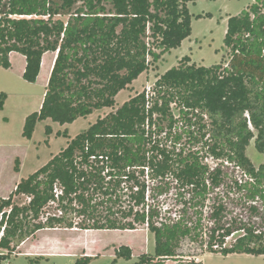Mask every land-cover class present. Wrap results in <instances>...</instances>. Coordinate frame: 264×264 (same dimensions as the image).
Returning a JSON list of instances; mask_svg holds the SVG:
<instances>
[{
	"label": "trees",
	"instance_id": "trees-1",
	"mask_svg": "<svg viewBox=\"0 0 264 264\" xmlns=\"http://www.w3.org/2000/svg\"><path fill=\"white\" fill-rule=\"evenodd\" d=\"M196 1L0 0V66L11 68V53L22 54L26 60L23 78L34 83L44 54L57 53L42 106L26 117L23 136L31 139L42 120L64 125L96 109L113 107L119 92L148 69L149 58L158 60L190 37L193 15L188 3ZM224 43L231 55L226 66L198 65L191 63L190 56L183 57L179 66L158 78L149 93H138L99 118L22 179L8 198L0 197V250L8 251L0 253V263L44 228L132 230L144 225L147 215L155 252L142 254L132 264H167V259L184 256L180 249L187 242L200 245L197 254H264V163L256 167L246 154L254 138L256 148L264 153V0L229 17ZM7 98L6 92H0V110ZM173 103L180 116L199 125L197 142L209 134L203 149L211 156L212 166L204 163L200 150L170 148L158 137L167 129L165 123L170 132L178 121ZM190 114L198 119L192 122ZM203 115L210 119L209 129ZM46 133L52 134L50 125ZM64 134L68 135L67 130ZM170 135L167 132L166 138ZM175 139L176 143L180 136ZM94 155L97 160L92 161ZM106 167L110 171L104 175ZM146 169L152 181L171 177L180 185L168 210L179 212L178 219L168 216L156 224L161 213L159 196L164 192L153 197L154 186L163 180L147 184ZM225 187L242 195L239 210L230 209L229 199H214L208 218L204 217L206 201ZM57 188L62 191L59 197ZM149 188L154 200L150 205L146 201ZM126 192L131 204L122 216L109 209L106 215L96 216L99 205L113 197L117 201L118 193ZM99 194L104 199L94 203ZM21 195L28 201L16 203L15 197ZM53 201L63 214H50L44 220L45 209ZM72 209L83 219L69 218ZM131 215L134 219L128 220ZM206 219L209 226L204 224ZM230 238L232 243L227 245ZM117 254L130 260L132 249L123 245ZM89 261L84 257L75 264Z\"/></svg>",
	"mask_w": 264,
	"mask_h": 264
},
{
	"label": "rangeland",
	"instance_id": "rangeland-1",
	"mask_svg": "<svg viewBox=\"0 0 264 264\" xmlns=\"http://www.w3.org/2000/svg\"><path fill=\"white\" fill-rule=\"evenodd\" d=\"M256 0H197L196 2L188 3L189 10L193 15L192 20V34L182 47L172 50L162 54L158 60L150 59V64L148 69L142 73L139 78L133 81L128 87L121 90L116 96V104L113 107H104L101 109H96L92 114L86 117H80L73 123L60 124L51 119H46L39 121L36 129L34 131L33 137L31 139L23 136V128L26 117L38 111L40 109V103L44 92L46 91V76L48 63L50 59H53L55 53L49 52L46 55L41 74L37 82L31 83L23 78V62L25 57L22 54L14 52L13 67L11 69H6L0 66V92H6L8 98L6 100L4 109L0 110V194H6L8 188L15 183V181H21L27 178L29 175L36 172L39 168L49 162V160L64 148L68 146V143L77 134L88 129L92 124L96 123L99 118L106 117L109 113L115 112L125 101L129 100L131 97L141 93L143 91H148L153 89L158 78L164 74L168 69L179 66L181 64L182 58L185 56H191V63H196L198 65L210 66L213 64L222 63L226 66L231 59L230 49L225 46L224 38L227 30L228 19L230 16L238 15L243 10L249 8L250 5L255 3ZM108 4V8H110ZM204 15V17L198 18L197 15ZM210 14L209 16H205ZM68 17H64L66 20ZM157 52H161V49H157ZM172 109L178 121L174 124L171 131L169 132L168 123H165L167 129L163 134H159L160 140L167 144L170 148L173 146H182L185 151H195L200 150V156L203 158L204 163L209 166L213 165L211 156L203 149L204 142H206L207 137L203 138L200 142L195 140V136L198 132L199 125L196 123H189L187 117L180 116V109L175 103L172 104ZM27 113L24 121L22 122V116ZM155 116H157L155 114ZM192 117V122H195L198 118L193 117L191 114L188 115ZM247 116V114H246ZM203 122H205L209 129L210 119L207 115H203ZM50 125L52 127V134L48 135L46 133V126ZM165 127V128H166ZM206 128V129H207ZM67 130L68 135H65ZM171 133L170 137L166 138V133ZM179 135L180 139L175 143V136ZM176 144V145H175ZM247 156L251 159L256 167H259L264 163V153L260 152L255 145V138L252 139L251 143L246 150ZM20 157L21 170L18 172L15 169L16 164L19 165L16 160ZM208 158V159H206ZM163 180L162 184L154 186L153 197L157 198L161 193V197L164 200V207L171 208L172 204L169 206V202H175L176 190L180 187L176 181L170 177V179H154L153 181L149 179L148 183L154 185L158 181ZM163 185V187H161ZM164 190V191H162ZM153 191V190H152ZM217 195L210 197V200L206 201L203 206L204 217L208 218L209 204L216 199L220 200H230L229 207L235 212L239 210L241 205L242 195L240 193H235L234 191L229 192L228 188L217 189ZM128 192L118 193L119 199L115 201L114 197L112 201L108 203L99 205L95 214L96 216L102 217L108 213V209L113 212H118V217L122 216L123 211H127L131 204V199L127 196ZM8 195V194H7ZM186 197L189 194L185 195ZM181 197H183L181 195ZM94 203L102 201L103 194H99L95 197ZM108 198H105L107 200ZM180 199V198H179ZM190 197L187 199L189 200ZM28 201L27 196H17L15 197V202L23 204ZM182 201V200H181ZM181 204V203H179ZM108 207V208H107ZM140 210V207H137ZM192 211L194 209H191ZM46 212L54 213L56 212L55 205L50 206L45 209ZM166 216H170L173 213L179 215L175 209L168 211L163 209ZM1 217V215H0ZM68 217L74 220V222H79L83 219L77 215V212L73 209L68 214ZM105 218V217H104ZM134 216L128 218V220H133ZM206 226H209L208 220L204 221ZM138 228L148 229L144 225L138 226ZM53 235L55 239H71V236H77L78 234H72L67 232H51L43 231L40 234L39 241L51 244L49 237ZM96 240H103L107 243L108 251L104 254H114V251L122 245H127L128 243L134 246V256L133 259L128 261L122 257L118 258L117 264H132L138 261L139 254L143 253L145 250L150 253L155 252V235L153 233L136 232V233H115V232H102L92 235ZM232 238L226 241L229 245L232 243ZM93 240V239H91ZM76 241V239H73ZM147 243V245L145 244ZM46 245V244H45ZM146 247V248H145ZM200 245L195 243H184L180 252L184 254L183 257L170 258L167 259V264H191L193 261L195 264H202L201 259L204 264H264V254L255 255L249 253H232L229 255H223L217 252H205L197 254ZM79 249V248H78ZM206 247H204V250ZM5 249H1L0 253H7ZM189 254L190 256H187ZM108 255L99 256L92 260L90 264H116ZM75 259L71 258H50L49 260H41L40 262L30 261L28 257L19 255L13 256L1 262L2 264H74ZM0 263V264H1Z\"/></svg>",
	"mask_w": 264,
	"mask_h": 264
},
{
	"label": "crops",
	"instance_id": "crops-1",
	"mask_svg": "<svg viewBox=\"0 0 264 264\" xmlns=\"http://www.w3.org/2000/svg\"><path fill=\"white\" fill-rule=\"evenodd\" d=\"M188 38H186V39H188ZM186 39L182 42L181 46H179V47H182V45L184 44ZM179 47H177V48H179ZM177 48H174V49H177ZM174 49H172V50H174ZM172 50H171V52H172ZM46 55H47V53L44 54V56H43L41 70L43 68V65H45L44 62H45ZM56 55H57V53H55L53 59H50L49 63H48L47 76H46V83L47 84H48V81H49V78L51 75V71H52V68H53V65L55 62ZM13 59H14V52L11 53V55H10V60H11V64H12L11 68L13 67V63H14ZM25 66H26V60H24V62H23V72L25 70ZM11 68H9V69H11ZM40 74H41V72H40ZM38 79H39V77H38ZM38 79H37V81H38ZM47 84H46V86H47ZM45 93H46V91L44 92V94L42 96L40 108L42 106V102L44 100ZM26 115H27V113H25L22 116V122L24 121ZM17 159L19 160V169L16 171L19 172L22 168V167H20V164L22 162H21V159L19 156L17 157ZM19 182L20 181H15V183L8 188V190L6 191V194H3V195L0 194V197L8 198L10 196V194L16 189L17 184ZM43 231H51V232L63 231V232H67V233L78 234V237L77 236H71L70 237L71 239H55V237L53 235H51V236H48L49 241H51V244H48V242L44 243L42 241L41 242L39 241L40 234ZM102 232H106V233L107 232H115V233L145 232V233H147L148 232L150 234L153 233L149 229L146 230L145 228H143V229L137 228V229H132V230L131 229H81L78 227H73V228H65V227L44 228V229L37 231L34 235L28 237L22 243H20L15 248V250L13 251V253L10 255L9 258H11L13 256L17 257L19 255H23V256L28 257L29 260L32 262L33 261L40 262L41 260H49L50 258H68V259L71 258V259H75L77 261L78 259H81L84 257H89L90 261L88 264H90L93 259L98 258L99 256L108 255L110 258H113L114 263L117 264L116 261L118 260V258H120V256H118L117 252L121 246L114 251V254H104V253H106V251H108V248H109L107 246V243H104L103 240H100V239L96 240L94 237H92V235L97 234V233H102ZM73 239H76V241H73ZM91 239H93V240H91ZM145 244L147 245V243H145ZM125 246H129L132 249V258L130 259V260H132L133 256H134L133 255L134 254V246L131 243H128ZM144 253H150V252H147V250H145L143 253L139 254V257ZM139 257H138V259H139ZM122 258H124V257H122ZM201 258L199 260L201 261L202 264H204V262ZM124 259H126V258H124ZM130 260H128V261H130ZM76 261H75V263H76Z\"/></svg>",
	"mask_w": 264,
	"mask_h": 264
},
{
	"label": "built area",
	"instance_id": "built-area-1",
	"mask_svg": "<svg viewBox=\"0 0 264 264\" xmlns=\"http://www.w3.org/2000/svg\"><path fill=\"white\" fill-rule=\"evenodd\" d=\"M150 92V89L148 90V93ZM100 159H104V157L103 156H100ZM91 160L93 161V160H97V156H92L91 157ZM103 162V161H102ZM110 170H109V168L108 167H106L105 168V170H104V175H107V173L109 172ZM108 178H110V177H108ZM145 179L147 180V184H149L150 185V183H148V181H149V173H148V170L146 169V175H145ZM139 188L138 187H135V190H138ZM125 190H127V189H125ZM62 191L61 190H59L58 188L56 189V196L57 197H59V194L61 193ZM163 196V194L162 195H160L159 196V199L161 200V203L159 204L160 205V207H159V209H160V218H159V220L156 222V224H161V222L163 221V220H165V217H168V216H166V214H165V212H163V209H165V211L166 210H169V208H167V207H164V200L161 198ZM146 201H147V203H149V205L154 201L153 199H152V197H151V189L149 188V189H147V192H146ZM50 206H57V202L56 201H53V202H51L50 204H49ZM149 205L146 207V212H147V214H148V211H149ZM49 206V207H50ZM50 214H53V215H62L63 214V211L61 210V209H58V210H56V212H54V213H51V212H47V213H44L43 214V216H42V218L44 219V220H46L47 219V217H48V215H50ZM170 217H172L173 219H178V217H179V215H177L176 213H173V214H171L170 215ZM144 226H146L148 229H149V215H147V218H146V222H145V224H144Z\"/></svg>",
	"mask_w": 264,
	"mask_h": 264
}]
</instances>
